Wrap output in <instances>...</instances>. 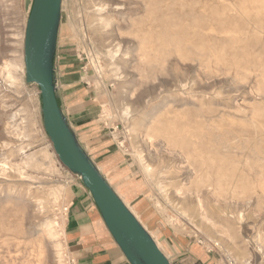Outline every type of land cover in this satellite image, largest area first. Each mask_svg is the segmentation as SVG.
<instances>
[{
    "label": "rangeland",
    "instance_id": "obj_1",
    "mask_svg": "<svg viewBox=\"0 0 264 264\" xmlns=\"http://www.w3.org/2000/svg\"><path fill=\"white\" fill-rule=\"evenodd\" d=\"M33 3L0 0V264H60L45 229L59 223L65 242L74 176L45 131L40 88L25 81ZM62 9L61 61L98 90L119 154L110 183L161 250L170 256L171 235L220 264H264V0H63ZM67 249L62 264H73Z\"/></svg>",
    "mask_w": 264,
    "mask_h": 264
},
{
    "label": "water",
    "instance_id": "obj_2",
    "mask_svg": "<svg viewBox=\"0 0 264 264\" xmlns=\"http://www.w3.org/2000/svg\"><path fill=\"white\" fill-rule=\"evenodd\" d=\"M63 0H34L24 38L25 81L40 88L43 123L60 162L82 181L130 264H173L101 173L59 104L58 43Z\"/></svg>",
    "mask_w": 264,
    "mask_h": 264
},
{
    "label": "crops",
    "instance_id": "obj_3",
    "mask_svg": "<svg viewBox=\"0 0 264 264\" xmlns=\"http://www.w3.org/2000/svg\"><path fill=\"white\" fill-rule=\"evenodd\" d=\"M80 73L74 65L61 61L58 49L59 104L79 142L110 183L109 178L119 177L114 172L119 154L100 122L103 112L100 94ZM68 195L64 234L73 264H130L108 231L93 196L75 176L70 178ZM164 240L173 264H220L198 244L171 235Z\"/></svg>",
    "mask_w": 264,
    "mask_h": 264
},
{
    "label": "bare ground",
    "instance_id": "obj_4",
    "mask_svg": "<svg viewBox=\"0 0 264 264\" xmlns=\"http://www.w3.org/2000/svg\"><path fill=\"white\" fill-rule=\"evenodd\" d=\"M182 3V2H181ZM172 4H175V3H172ZM180 4V3H179ZM183 4V3H182ZM198 7V6H197ZM188 8V7H187ZM196 8V7H195ZM181 9V8H180ZM197 10H199V8L197 9ZM195 11V10H194ZM190 12V11H189ZM198 14H199V12H198ZM180 15V14H179ZM102 22V21H101ZM187 23V22H186ZM195 25V24H194ZM197 27V26H196ZM189 30V29H188ZM191 30V29H190ZM192 32V31H191ZM173 33V32H172ZM180 37H182V36H180ZM137 46V45H136ZM212 49V48H211ZM209 50V49H208ZM117 51V50H116ZM210 51V50H209ZM112 55V54H111ZM111 58V57H110ZM9 78H10V76H9ZM167 99V98H166ZM171 101V100H170ZM129 116H130V111H129V109L126 107V106H124L123 105V107H122V117L124 118V119H129ZM148 135V134H147ZM147 142L148 143H152L153 142V137L152 136H150L148 139H147ZM228 149V148H227ZM135 157L139 160V162H140V164H141V166H142V169H143V172L147 175V176H151V170H150V167H148V165H146V163H145V160H144V158L141 156V154L139 153V152H136L135 153ZM248 160V159H247ZM210 166V165H209ZM208 166V167H209ZM179 167V166H178ZM7 172V171H6ZM161 172V171H160ZM206 172V171H205ZM218 179V178H217ZM10 183V182H9ZM157 184V183H156ZM158 184H160V183H158ZM179 185V184H178ZM58 190L59 189H52L51 190V192H52V195L55 197V198H57V195H58ZM180 192H181V190H178V193L180 194ZM28 194V193H27ZM177 194V193H176ZM52 196V197H53ZM125 203H126V201H124ZM187 202V199L186 198H184L183 200H182V204L184 203H186ZM39 203H40V201H39ZM58 203H59V201H58ZM126 205L128 206V203H126ZM129 207V206H128ZM130 208V207H129ZM199 208L201 209V210H203L202 209V207L201 206H199ZM131 210V209H130ZM132 211V210H131ZM133 213H134V211H132ZM203 214V213H202ZM241 215V214H240ZM136 216V215H135ZM137 217V216H136ZM240 217V216H239ZM138 218V217H137ZM241 220V219H240ZM140 221V220H139ZM141 222V221H140ZM203 224L205 223L206 224V222H208L209 223V221L207 220V219H203ZM142 223V222H141ZM212 225V224H211ZM211 225H207L208 227H210ZM196 227H197V229L198 228H201L199 225H195ZM145 227V226H144ZM195 227V228H196ZM59 228H60V225H59V223H56V222H54V221H52V222H50L48 225H47V227H46V229H45V231H46V233H47V235L52 239V240H55V243L57 244V247L59 248V250H58V256H59V262H60V264H62L63 263V258H64V256H63V253H62V251H63V249L66 247V244H65V242L64 243H62L61 241H60V231H59ZM146 228V227H145ZM147 229V228H146ZM148 230V229H147ZM152 235V234H151ZM62 236L63 237H65V234L63 233L62 234ZM153 236V235H152ZM154 237V236H153ZM155 239V238H154ZM157 242V241H156ZM214 243H215V245H218L217 243V241L216 240H214ZM157 244H158V242H157ZM158 246H159V248H160V245L158 244ZM161 249V248H160ZM164 252V251H163ZM164 254L168 257V255L164 252ZM242 259H245V258H242ZM247 261V260H246ZM244 262V264H248V262ZM258 261V260H257ZM255 262V261H254Z\"/></svg>",
    "mask_w": 264,
    "mask_h": 264
},
{
    "label": "built area",
    "instance_id": "obj_5",
    "mask_svg": "<svg viewBox=\"0 0 264 264\" xmlns=\"http://www.w3.org/2000/svg\"><path fill=\"white\" fill-rule=\"evenodd\" d=\"M67 211H68V208L64 209V212H66V213H67Z\"/></svg>",
    "mask_w": 264,
    "mask_h": 264
}]
</instances>
